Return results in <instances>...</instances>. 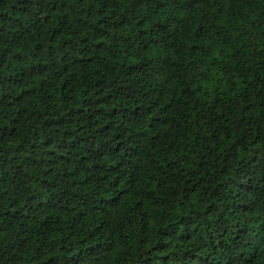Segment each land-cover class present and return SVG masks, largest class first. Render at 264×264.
<instances>
[{
  "label": "trees",
  "instance_id": "16d2710c",
  "mask_svg": "<svg viewBox=\"0 0 264 264\" xmlns=\"http://www.w3.org/2000/svg\"><path fill=\"white\" fill-rule=\"evenodd\" d=\"M0 264H264V0H0Z\"/></svg>",
  "mask_w": 264,
  "mask_h": 264
}]
</instances>
